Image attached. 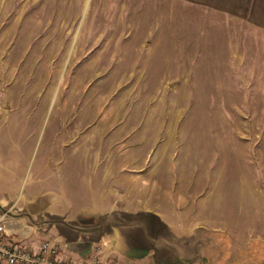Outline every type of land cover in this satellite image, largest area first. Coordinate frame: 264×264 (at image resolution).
Returning a JSON list of instances; mask_svg holds the SVG:
<instances>
[{"label": "rangeland", "instance_id": "obj_1", "mask_svg": "<svg viewBox=\"0 0 264 264\" xmlns=\"http://www.w3.org/2000/svg\"><path fill=\"white\" fill-rule=\"evenodd\" d=\"M44 1L0 0V124L13 126L0 144L37 135L38 158L53 146L56 157L84 159L88 177L103 168L120 189L144 178L152 203L216 207L222 223L224 208L238 210L249 244L210 228L206 247L250 258L264 242V55L202 53L189 37L163 53L157 36H142L152 22ZM31 183H13L10 210Z\"/></svg>", "mask_w": 264, "mask_h": 264}, {"label": "crops", "instance_id": "obj_2", "mask_svg": "<svg viewBox=\"0 0 264 264\" xmlns=\"http://www.w3.org/2000/svg\"><path fill=\"white\" fill-rule=\"evenodd\" d=\"M43 4L85 7L78 14L87 13V5L107 6L113 20L152 22L148 25L152 31L144 29L142 36H157L163 53L180 52L178 38L189 37L200 38L202 53L235 56L249 49L264 55V0H45ZM63 7L60 11L68 13ZM167 41L169 50L164 48ZM258 61L263 63L264 56ZM3 125L0 133L5 128L13 133L11 124ZM7 138L0 144V221L33 248L51 240L60 247L62 258L76 264H264V242L252 246L250 258L227 248L210 256L206 247L210 239L204 236L210 228L227 233L240 245L251 241L241 238L236 223L245 215H238V210L224 208L229 217L222 223L214 220V214L221 213L216 207L205 211L198 206L164 207L152 203L150 183L145 185L144 178L138 186L132 182L120 189L116 177L103 168L88 177L84 159L71 162L56 157L53 146L43 149L38 158L37 135L35 140ZM70 164L73 167L68 169ZM22 180L32 183L18 210H10L17 193L13 183ZM199 212L210 218L200 221Z\"/></svg>", "mask_w": 264, "mask_h": 264}, {"label": "built area", "instance_id": "obj_3", "mask_svg": "<svg viewBox=\"0 0 264 264\" xmlns=\"http://www.w3.org/2000/svg\"><path fill=\"white\" fill-rule=\"evenodd\" d=\"M0 264H76L61 257L58 244L43 241L37 248L10 234L6 224L0 221Z\"/></svg>", "mask_w": 264, "mask_h": 264}]
</instances>
